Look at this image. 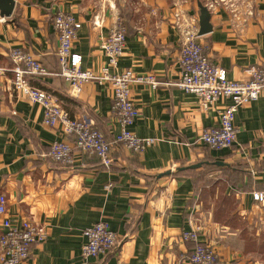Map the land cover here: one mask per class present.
<instances>
[{
	"label": "crops",
	"instance_id": "crops-1",
	"mask_svg": "<svg viewBox=\"0 0 264 264\" xmlns=\"http://www.w3.org/2000/svg\"><path fill=\"white\" fill-rule=\"evenodd\" d=\"M12 1L10 15H0V196L6 201L4 217L16 224L31 221L47 233V241L34 246L22 264H189L192 246L180 235L196 227L199 242L218 255L219 264H264V206L251 198L264 193V91L236 111L235 145L213 151L199 144V136L218 127L219 113L230 101L205 111L197 97L174 87L131 85L138 117L129 131L155 143L141 155L116 147L113 164L105 169L96 157L77 152L72 136L43 126L42 108L12 90L8 54L29 52L48 73L30 79V86L110 141L119 132L109 119L111 86L90 82L76 93L56 75L52 20L64 12L81 24L73 54L80 56L82 70L97 74L107 65L101 44L121 23L125 50L111 71L174 83L179 37L171 25L170 0ZM185 9L197 17L196 2ZM210 24L211 32L198 39L210 62L229 81H248L249 69L264 65V0H250L249 12L240 9L237 19L216 9ZM54 142L71 145L72 167L47 156ZM196 164L201 167L189 169ZM99 221L121 239L102 263L81 256L83 231Z\"/></svg>",
	"mask_w": 264,
	"mask_h": 264
},
{
	"label": "built area",
	"instance_id": "built-area-1",
	"mask_svg": "<svg viewBox=\"0 0 264 264\" xmlns=\"http://www.w3.org/2000/svg\"><path fill=\"white\" fill-rule=\"evenodd\" d=\"M170 2L171 25L179 37V77L174 83H162L151 74L136 75L130 70L119 73L111 71L115 69L125 50L126 29L121 23H116L110 28L101 44L107 65L97 74L82 70L80 56L73 54L74 42L81 24L71 14L64 12H58L52 20L58 40L56 75L68 82L76 93L86 83L110 84L109 119L119 127V132L112 140L107 141L103 134L87 121L69 118L50 94L30 86V79L47 76L48 73L29 52L21 48L13 49L8 54L12 64V90L27 102L38 104L42 108L43 126L58 128L64 136H72L77 152L96 157L105 169L112 166V153L116 147L121 146L133 155H141L155 143L154 139L138 138L129 131L138 117V110L130 96L131 85H147L152 89L162 85L174 87L197 97L205 111L218 101H230L219 113L218 127L204 130L198 139L199 144L209 150L230 149L235 145L237 137L234 125L236 111L241 106L257 101L264 91V65L250 68V79L246 82L229 81L226 73L215 68L210 62L208 48L199 43L197 17L190 15L179 1ZM228 3L222 0H205L202 4L209 12L222 8L228 11L232 18L237 19L240 9ZM244 7L248 8L244 11L249 12L250 6L246 4ZM47 156L52 162L63 166L74 165L72 147L67 142L52 143ZM251 198L253 202L264 206V193L253 192ZM5 204L4 196H0V217H3L0 262L22 264L28 260L34 246L47 241V233L43 227L31 221L16 224L10 218L4 217ZM83 237L85 243L81 248V256L84 259H97L101 263L115 254L121 244V239L104 221L84 230ZM180 240L192 246L187 259L189 264H219L218 255L199 242L198 228L181 232Z\"/></svg>",
	"mask_w": 264,
	"mask_h": 264
},
{
	"label": "water",
	"instance_id": "water-1",
	"mask_svg": "<svg viewBox=\"0 0 264 264\" xmlns=\"http://www.w3.org/2000/svg\"><path fill=\"white\" fill-rule=\"evenodd\" d=\"M197 3V25H198V37H202L211 32L210 24V12L199 1ZM13 9L12 0H0V15L8 17ZM201 167V164L190 166L189 169H195ZM182 170V169H181Z\"/></svg>",
	"mask_w": 264,
	"mask_h": 264
},
{
	"label": "rangeland",
	"instance_id": "rangeland-1",
	"mask_svg": "<svg viewBox=\"0 0 264 264\" xmlns=\"http://www.w3.org/2000/svg\"><path fill=\"white\" fill-rule=\"evenodd\" d=\"M179 1L182 5V7L185 8V6H188L189 4H193V2H201V3H205V0H177ZM218 2H220V0H216ZM123 3L126 2V0H122ZM222 2L224 3H227L229 2L228 4H233L235 7H237L238 9H241V10H247L248 8L247 7H244L246 4L250 6V0H222ZM204 6V5H203ZM197 228V227H196Z\"/></svg>",
	"mask_w": 264,
	"mask_h": 264
},
{
	"label": "trees",
	"instance_id": "trees-1",
	"mask_svg": "<svg viewBox=\"0 0 264 264\" xmlns=\"http://www.w3.org/2000/svg\"><path fill=\"white\" fill-rule=\"evenodd\" d=\"M207 148V147H206ZM208 149V148H207Z\"/></svg>",
	"mask_w": 264,
	"mask_h": 264
}]
</instances>
